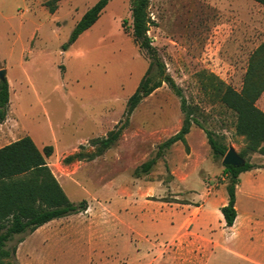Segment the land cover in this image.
I'll list each match as a JSON object with an SVG mask.
<instances>
[{
	"label": "rangeland",
	"instance_id": "obj_1",
	"mask_svg": "<svg viewBox=\"0 0 264 264\" xmlns=\"http://www.w3.org/2000/svg\"><path fill=\"white\" fill-rule=\"evenodd\" d=\"M9 0L0 17L1 66L8 69L10 107L0 147L30 135L76 204L88 210L16 235L20 264H264V144L251 150L237 115L223 101L241 91L249 60L264 42V4L255 0H150L149 35L183 89L187 111L257 167L240 174L239 220L226 225L224 157L192 124L186 142L163 149L186 113L164 83L125 124L131 95L151 57L134 40L131 0H110L98 21L67 49L75 25L98 0ZM39 31L33 36V32ZM4 58V59H3ZM159 77L157 67L152 71ZM264 111V92L257 101ZM123 127L99 154L98 139ZM157 158L148 171L143 165ZM20 240H23L20 242Z\"/></svg>",
	"mask_w": 264,
	"mask_h": 264
},
{
	"label": "trees",
	"instance_id": "obj_2",
	"mask_svg": "<svg viewBox=\"0 0 264 264\" xmlns=\"http://www.w3.org/2000/svg\"><path fill=\"white\" fill-rule=\"evenodd\" d=\"M255 1L264 4V0ZM109 2L110 0H98L83 14L68 41L63 45L64 49H67L98 21ZM46 5L51 12H54L57 9V0ZM149 6L150 0H131L134 40L149 53L151 62L135 92L128 100L125 124L130 121L132 113L142 100L167 83L180 97L181 107L186 115L181 129L160 145L157 158L163 154V149L170 148L174 143L179 141L185 143L193 122L206 132L214 156L224 157L228 152V147L187 111V100L183 89L167 73L166 65L152 43L149 31L155 21L151 17ZM155 67L159 69L158 78L152 75ZM0 68H2L1 63ZM263 92L264 42L250 57L242 90L237 91L228 86L221 97L222 101L236 113L237 133L246 137L251 150H256L264 144V111L257 105ZM10 96V82L6 77L0 80V123L8 117ZM122 132L123 127L121 126L116 130H111L106 137L98 139L99 154L112 147ZM53 152V145H46L41 149L30 135L23 136L0 148V264H20L15 260L17 246L9 245L16 235L34 232L54 219L88 210L86 200L79 204L70 200L52 171L47 158ZM241 155L245 157L246 154L242 152ZM157 158L147 161L143 165V170L148 172L156 164ZM256 167L249 161L241 167L225 165L224 171L229 175L228 202L221 206L220 211L229 227L234 225L238 216L236 202L240 174Z\"/></svg>",
	"mask_w": 264,
	"mask_h": 264
},
{
	"label": "water",
	"instance_id": "obj_3",
	"mask_svg": "<svg viewBox=\"0 0 264 264\" xmlns=\"http://www.w3.org/2000/svg\"><path fill=\"white\" fill-rule=\"evenodd\" d=\"M7 77V69L0 68V80H4ZM247 159L241 155L233 146H230L228 152L224 158L225 165H232L236 167L245 166Z\"/></svg>",
	"mask_w": 264,
	"mask_h": 264
},
{
	"label": "crops",
	"instance_id": "obj_4",
	"mask_svg": "<svg viewBox=\"0 0 264 264\" xmlns=\"http://www.w3.org/2000/svg\"><path fill=\"white\" fill-rule=\"evenodd\" d=\"M8 1L9 0H0V17H4L5 16V14H4V10L7 8V6H8ZM34 3H36V5L39 3V1L40 0H32ZM63 2H65V0L63 1ZM61 3H60V7H57V9L54 11V12H51L50 10H49V8H48V10H49V14L51 15V16H54V15H56V16H58V14H59V11H60V9H61ZM46 7H47V5H46ZM87 11V10H86ZM39 31V28L38 27H36V29L34 30V32H33V36L37 33ZM4 59V58H3ZM0 60H1V58H0ZM0 63H1V61H0ZM3 68V67H2ZM7 69V68H6ZM7 78H8V69H7ZM9 80V79H8ZM10 82V81H9ZM19 139V138H18ZM7 145V144H6ZM5 146V145H4ZM3 147V146H2ZM1 148V147H0ZM227 202H224L223 204H222V206L224 205V204H226ZM220 214H221V216L223 217V214H222V212L220 211ZM223 220H224V217H223ZM238 220H239V215L237 216V219H236V221H235V223H234V225L233 226H230L231 228H234L235 226H237V224H238Z\"/></svg>",
	"mask_w": 264,
	"mask_h": 264
}]
</instances>
